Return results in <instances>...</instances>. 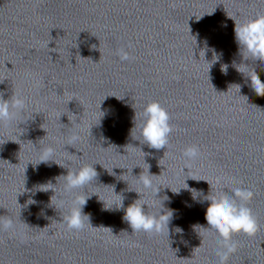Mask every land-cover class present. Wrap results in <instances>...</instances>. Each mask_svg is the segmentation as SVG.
I'll list each match as a JSON object with an SVG mask.
<instances>
[{
    "label": "clouds",
    "instance_id": "9594fccd",
    "mask_svg": "<svg viewBox=\"0 0 264 264\" xmlns=\"http://www.w3.org/2000/svg\"><path fill=\"white\" fill-rule=\"evenodd\" d=\"M229 18L234 20L235 41L243 58L245 60L264 63V13H257L253 17L247 18L244 21H238L232 17ZM193 39L196 43V39L194 37ZM205 47L207 48L206 41ZM211 51L213 52L212 60H205L208 64V71L213 64L219 62L222 55L218 54L214 48L211 49ZM201 53L203 54L204 59L205 51L202 50L200 52V57ZM118 55L122 61L129 59L128 54L123 50H120ZM227 68L228 66L226 64L221 65V72L225 75L227 74ZM247 68L248 66L243 64V66L239 69L237 68V70L250 79L251 87L257 95L264 96V81L261 80L260 76L254 69L250 72H246ZM235 86L240 90L239 85ZM24 106L25 101L21 97L12 94L9 99H5L4 93L0 92V126L10 124L16 118V115L23 111ZM170 120L171 115L169 111L163 107L159 101L148 102L143 108L142 122L139 125H136L135 123L134 128L138 127L139 129L140 138L138 140L141 144L147 145L151 149H168L170 145V135L174 130ZM77 139L78 137L73 136L70 143H75ZM141 152L143 151L141 150ZM143 153L144 157L145 155H148L145 152ZM54 154L55 149L52 146L49 145L43 148L38 163L53 161L51 158ZM199 155L200 150L198 146L195 145L189 146L183 151V157L188 161L196 160ZM93 165L94 164H85L75 170L67 168V175L62 176L64 178L63 191L67 194H71L75 190L85 189L87 185L95 181L98 177V173ZM147 165V172H142L137 178L145 192L150 193L157 198L161 189L153 185L154 175L150 174V165ZM109 174L114 175L113 172ZM191 179L197 180L195 178ZM206 182L210 185V191L207 195H204L203 190L188 188L187 184L184 188L192 193L194 199L197 196H202L203 200L199 202H208V207L205 213L207 227H199L217 233L220 238L219 243L222 247V250L217 252V256L219 257L217 264H227L230 255L237 250L236 244L233 242V236L237 234L254 236L259 230L257 219L253 215L251 208L247 206L252 200L254 192L249 188L237 187L231 190V195L223 189H220L217 193H213V186L208 181ZM219 183L220 179L218 178L217 184ZM171 191L174 194H179L180 189ZM137 193L140 194L139 192ZM89 198L90 196L86 198L77 197L73 201V205L70 207L68 214L63 217V221L69 231L83 230L86 226V221L87 224L91 226L90 217L83 213V208ZM168 200L169 197H163V201ZM29 203H34V201L29 200ZM145 205L147 208H145ZM155 207V201H153L152 204H149L148 201L142 199L140 194V198L126 208H124L123 199H121L118 209L124 210L123 220L130 226L132 233L142 232L148 235H160L166 233L169 240V224L173 218V212L172 210L165 209L164 204H162V207L158 211L148 210L149 208ZM14 227V222L10 218L0 219V231H10L13 230ZM173 231L180 235L183 234V229L180 227H176Z\"/></svg>",
    "mask_w": 264,
    "mask_h": 264
}]
</instances>
